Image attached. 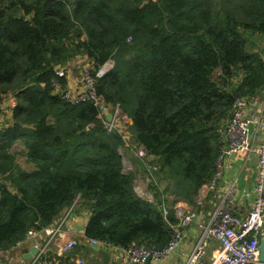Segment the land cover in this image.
<instances>
[{"label":"trees","instance_id":"obj_1","mask_svg":"<svg viewBox=\"0 0 264 264\" xmlns=\"http://www.w3.org/2000/svg\"><path fill=\"white\" fill-rule=\"evenodd\" d=\"M79 56L93 73L112 62L97 79L102 114L54 89ZM262 90L264 0H0V101H16L0 124V252L71 207L89 212L86 239L164 247L174 206L210 184L236 98ZM116 106L125 133L107 126ZM140 172L153 200L135 189Z\"/></svg>","mask_w":264,"mask_h":264},{"label":"built area","instance_id":"obj_2","mask_svg":"<svg viewBox=\"0 0 264 264\" xmlns=\"http://www.w3.org/2000/svg\"><path fill=\"white\" fill-rule=\"evenodd\" d=\"M111 66L112 62H107L95 73L91 71L90 67H86L81 77L80 86L75 89H69L62 85L60 78H66L67 68L57 67L56 75L52 80L54 89L56 92H61L63 97L72 104L92 101L102 114L107 111V106L97 92V79ZM260 93L264 98V90ZM250 104L251 100L248 98H236L232 114L223 130L226 145L218 156L216 171L210 184L201 189L196 199L197 205H190L183 210L181 209L182 215L179 221L171 224L174 233L170 241L162 248L150 247L145 243L130 244L122 248L129 264H151L153 260H160L172 253L183 241L185 229L193 223L200 229V233L185 264H257L264 220V107L259 114H255L248 111ZM120 111L119 106H117L110 121L107 122V126L109 130L118 127L121 133H125L126 128L119 124L126 122L127 116L124 117ZM250 125L253 126L252 131H250ZM228 152H246L258 156L257 197L248 211L243 213L236 204L238 187L236 181H233L220 199L205 213V205L207 201L212 199L209 197L210 191L216 189L223 176ZM138 153L144 160L150 159L143 147L139 148ZM147 166L149 171L154 168L151 163H147ZM147 180L150 181L151 179L147 177ZM135 189L141 196L150 200L154 199L152 190L148 191L139 187ZM176 208L178 211V206ZM73 210V207L68 209L58 219L56 227L50 229V233H58V236L64 239V244L60 247L61 251L73 249L79 244L76 237L70 236L71 230L65 227ZM169 211V207L165 206L164 214L167 215ZM36 233V230H30L27 238ZM213 241L219 243V249L212 248ZM89 242L91 245L102 243L93 238H89ZM46 249L47 244L38 250L29 264H53ZM208 255H211L209 259L207 258ZM78 263L85 264L82 259H78Z\"/></svg>","mask_w":264,"mask_h":264},{"label":"crops","instance_id":"obj_3","mask_svg":"<svg viewBox=\"0 0 264 264\" xmlns=\"http://www.w3.org/2000/svg\"><path fill=\"white\" fill-rule=\"evenodd\" d=\"M85 58L79 56L76 58L75 62L70 61L69 67H67V83L66 87L69 89H75L80 86V81L84 69L90 67V62L84 63ZM76 65V67H72ZM10 100L6 102V98L3 97L0 101V114L7 113L6 117L11 120L12 109L11 107L16 104L14 96L11 94L7 95ZM264 107V98L260 93L257 97L251 99L249 112L259 114L262 108ZM247 111V113H248ZM1 120V119H0ZM5 121V119H4ZM151 158V156L149 157ZM136 166L135 168H137ZM147 175H144L140 172L135 181V188H143L144 190H151L149 188L150 181L147 180ZM258 177V156L255 154H248L246 152H228L225 160L224 172L221 180L218 182L217 187L211 194V198L207 201L205 205L206 208L204 212L207 213L209 209L220 199L221 195L225 192L227 187L233 182L236 181L238 187V194L236 197V204L242 209L243 213H246L255 198L257 197L256 192V182ZM144 183V184H142ZM162 184L161 187H163ZM138 189V188H137ZM214 198H213V197ZM178 206V211L177 207ZM186 206H190L189 203L181 201L177 203L174 207L176 208V214L180 219L182 215L181 209ZM168 207V206H167ZM170 210V207H169ZM79 218L84 219L87 223L89 219V212L85 209L76 212V209L73 210L72 215L69 217L66 222L65 227L70 229L71 224H73L72 219ZM57 221L52 225L37 231L33 236L25 238L24 241L18 243L12 249L4 252H0V264H29L32 257L25 258L24 255L30 253L34 247L40 249L42 246L47 244V255L52 259L53 264H80L78 259H82L85 264H129L125 258L122 248L115 247L106 243H101L99 246L105 250L108 254H104L101 251L94 250L90 247L89 239L84 238V233H80L74 229H70V236L76 237L79 240V244L76 245L73 249L61 251L60 247L64 244V239L58 236V233H50V229L55 228ZM200 229L196 224H191L185 229V236L178 248L172 253L166 255L160 260H153L151 264H185V261L193 249L197 238L199 236ZM220 245L218 242L213 241L212 248L219 249ZM211 255H208L209 259Z\"/></svg>","mask_w":264,"mask_h":264},{"label":"rangeland","instance_id":"obj_4","mask_svg":"<svg viewBox=\"0 0 264 264\" xmlns=\"http://www.w3.org/2000/svg\"><path fill=\"white\" fill-rule=\"evenodd\" d=\"M75 62V60L73 61V63ZM84 63H86V61H84ZM72 67H76V65H74V66H72ZM109 69V68H108ZM107 69V70H108ZM5 98H6V102H8L9 100H10V98L9 97H6V96H4ZM116 108H117V106H116ZM116 108H115V110H116ZM121 110V109H120ZM122 111V110H121ZM120 111V112H121ZM115 112V111H114ZM121 114L124 116V117H126V115L124 114V113H122L121 112ZM6 115H7V113H1L0 114V124H4V119H5V121L6 122H8L9 121V118L8 117H6ZM128 135H130L128 132H126V138H127V136ZM14 150H12V152H14L15 153V155H16V161L19 163V165H21L23 168H28L29 167V164L28 163H26V161H25V155L23 154V149H24V147H23V144L21 143V142H18L14 147ZM123 152H124V163H125V170L126 171H129V170H132V169H135V167H136V157L134 156V154L133 155H131V154H129V153H131V152H129V151H127V150H123ZM142 153V152H141ZM7 182H9V181H7ZM142 184H144V183H142ZM215 195V193H213V196ZM212 196V197H213ZM214 198V197H213Z\"/></svg>","mask_w":264,"mask_h":264},{"label":"water","instance_id":"obj_5","mask_svg":"<svg viewBox=\"0 0 264 264\" xmlns=\"http://www.w3.org/2000/svg\"><path fill=\"white\" fill-rule=\"evenodd\" d=\"M253 126L250 125V131H252ZM73 224H71L70 229H74L80 233H84L85 231V227H86V222L84 219H79V218H73L72 219ZM91 248H93L94 250H98L103 252L104 254L108 255L105 250H103L102 247H100L99 245H90ZM38 247H34L30 253H28L27 255H24L25 258H30L32 257L34 254H36L38 252ZM257 264H264V220H263V225H262V229H261V239H260V244H259V251H258V262Z\"/></svg>","mask_w":264,"mask_h":264}]
</instances>
